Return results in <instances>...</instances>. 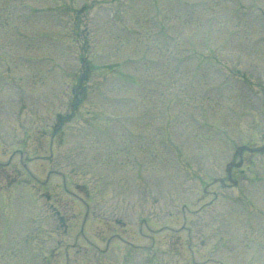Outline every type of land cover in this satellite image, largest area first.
<instances>
[{"label":"rangeland","instance_id":"obj_1","mask_svg":"<svg viewBox=\"0 0 264 264\" xmlns=\"http://www.w3.org/2000/svg\"><path fill=\"white\" fill-rule=\"evenodd\" d=\"M0 237V264H264V0H0Z\"/></svg>","mask_w":264,"mask_h":264}]
</instances>
